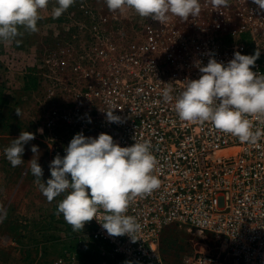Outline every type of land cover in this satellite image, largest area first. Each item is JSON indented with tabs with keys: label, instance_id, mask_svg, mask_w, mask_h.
<instances>
[{
	"label": "built area",
	"instance_id": "obj_1",
	"mask_svg": "<svg viewBox=\"0 0 264 264\" xmlns=\"http://www.w3.org/2000/svg\"><path fill=\"white\" fill-rule=\"evenodd\" d=\"M200 4L199 16L170 15L161 24L86 3L81 18L69 15L77 43L53 49L40 67L45 93L37 99L36 127L52 160L65 155L77 133H106L121 147L149 142L161 181L127 209L140 225L135 242L108 235L100 209L80 231L76 249H65L69 264L88 245L109 257L104 264H167L160 243L169 228L211 239L184 251L179 264H264V118H250L261 138L248 144L210 122L182 121L174 108L184 81L198 79L197 63L206 66L210 56L226 64L234 52L252 55L258 47L253 71L264 73V11L252 0H229L218 9L210 0ZM164 89H171V101L163 99ZM113 107L120 123L106 119Z\"/></svg>",
	"mask_w": 264,
	"mask_h": 264
},
{
	"label": "clouds",
	"instance_id": "obj_2",
	"mask_svg": "<svg viewBox=\"0 0 264 264\" xmlns=\"http://www.w3.org/2000/svg\"><path fill=\"white\" fill-rule=\"evenodd\" d=\"M51 0H0V42L14 41L24 32L38 31L39 11ZM76 0H55L52 17L59 18ZM110 11L134 10L142 18H151L161 24L171 16L187 21L201 12L200 0H105ZM213 8L229 6V0H210ZM259 10L264 11V0H252ZM23 29V32L21 31ZM19 43V41H16ZM261 50L243 55L234 52L226 64L214 57L205 65L197 63L198 79L184 81L182 91L175 98V112L182 121L210 122L224 133L238 138L241 143L255 144L261 138L259 130H253L251 117L264 118V73L254 72ZM163 99H173L171 89H164ZM115 107L106 112L111 123H120L121 117L114 115ZM15 113L21 116L17 108ZM88 122H91L89 117ZM43 134V129H37ZM35 139V134L22 131L4 155L12 167L24 160L25 145ZM149 142H135L121 147L113 137L101 133L98 137H86L77 133L65 148V155L57 154L49 164L51 178L42 179L43 169L38 163L39 148L31 146L34 154L29 161L34 183L48 202L64 194L58 203L55 215H63L72 231L84 230L85 225L96 219L98 210L105 212L99 222L110 236L127 235L133 242L140 230L136 219L127 215L131 201L145 197L160 187L161 181L153 174L157 161ZM35 157V158H34ZM6 218V210L0 207V222Z\"/></svg>",
	"mask_w": 264,
	"mask_h": 264
},
{
	"label": "rangeland",
	"instance_id": "obj_3",
	"mask_svg": "<svg viewBox=\"0 0 264 264\" xmlns=\"http://www.w3.org/2000/svg\"><path fill=\"white\" fill-rule=\"evenodd\" d=\"M86 3L102 12H113L108 9L105 0H76L65 13L54 19L52 9L56 5L55 0H51L45 9L39 11L41 19L37 22V32H24L14 41L0 42V93L11 99L6 107H0V207L6 210V218L0 222V264H69L65 249L74 251L81 237L80 231L70 230L62 214L55 215L63 194L48 202L34 183L29 161L34 156L31 146H38L42 179L46 182L51 178L49 164L52 159L44 138L36 131L37 123L41 120L37 99H41L45 93V88L39 86L38 71L40 67L45 68V59L50 51L58 46L77 43L76 30L67 28L73 27L68 24L69 15L81 18V7ZM113 13L127 17L138 15L128 8ZM8 68H11L10 71ZM5 82L12 87L7 88ZM17 108L21 110L20 117L15 113ZM22 131L34 133L35 139L24 146V163L14 168L7 161L4 149ZM200 240L211 239L209 236L199 238L183 228H169L162 234L160 250L167 264H179L183 252L193 249L194 244L199 246L196 242ZM84 251L81 254L78 252L74 264L106 262L93 260L91 255H96L97 250L91 245L86 246Z\"/></svg>",
	"mask_w": 264,
	"mask_h": 264
},
{
	"label": "crops",
	"instance_id": "obj_4",
	"mask_svg": "<svg viewBox=\"0 0 264 264\" xmlns=\"http://www.w3.org/2000/svg\"><path fill=\"white\" fill-rule=\"evenodd\" d=\"M10 69H11V68H8V71H10ZM20 74H21V72L19 71V72H18V75L20 76ZM4 85H6L7 88L12 87V85H10L9 82H7V83L5 82ZM5 92H8V91H5ZM0 95H1V97H2V98H0V99H1V105H0V107H3V106L6 107V106L8 105V103H9V100H11V99H10V96H8V95H6V94L4 95L3 92L0 93Z\"/></svg>",
	"mask_w": 264,
	"mask_h": 264
},
{
	"label": "trees",
	"instance_id": "obj_5",
	"mask_svg": "<svg viewBox=\"0 0 264 264\" xmlns=\"http://www.w3.org/2000/svg\"><path fill=\"white\" fill-rule=\"evenodd\" d=\"M109 249V247H107V250ZM84 250H79V254L84 253ZM94 259L93 260H97V261H106L108 263L109 261V257L101 255L100 253H97L96 255L92 254L91 255Z\"/></svg>",
	"mask_w": 264,
	"mask_h": 264
}]
</instances>
